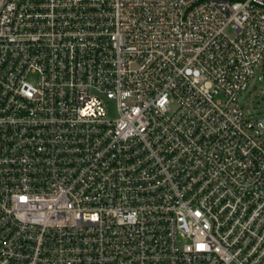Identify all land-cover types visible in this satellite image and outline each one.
Wrapping results in <instances>:
<instances>
[{"label":"built area","instance_id":"2783aa9c","mask_svg":"<svg viewBox=\"0 0 264 264\" xmlns=\"http://www.w3.org/2000/svg\"><path fill=\"white\" fill-rule=\"evenodd\" d=\"M263 63L264 0H0V264H264Z\"/></svg>","mask_w":264,"mask_h":264},{"label":"rangeland","instance_id":"374dc122","mask_svg":"<svg viewBox=\"0 0 264 264\" xmlns=\"http://www.w3.org/2000/svg\"><path fill=\"white\" fill-rule=\"evenodd\" d=\"M241 102L249 123L255 124V131H263L261 136L264 141V126L257 123L264 119V66L257 68L248 89L241 95ZM110 115H116L115 106H111Z\"/></svg>","mask_w":264,"mask_h":264},{"label":"water","instance_id":"95a60500","mask_svg":"<svg viewBox=\"0 0 264 264\" xmlns=\"http://www.w3.org/2000/svg\"><path fill=\"white\" fill-rule=\"evenodd\" d=\"M263 65H264V63H263ZM257 123H260V124H262L264 126V119L258 120Z\"/></svg>","mask_w":264,"mask_h":264}]
</instances>
